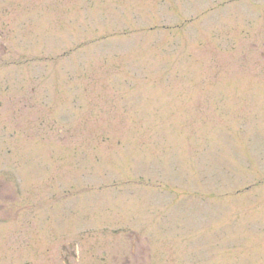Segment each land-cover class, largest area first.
Instances as JSON below:
<instances>
[{
	"label": "rangeland",
	"instance_id": "1",
	"mask_svg": "<svg viewBox=\"0 0 264 264\" xmlns=\"http://www.w3.org/2000/svg\"><path fill=\"white\" fill-rule=\"evenodd\" d=\"M0 264H264V0H0Z\"/></svg>",
	"mask_w": 264,
	"mask_h": 264
},
{
	"label": "flooded vegetation",
	"instance_id": "2",
	"mask_svg": "<svg viewBox=\"0 0 264 264\" xmlns=\"http://www.w3.org/2000/svg\"><path fill=\"white\" fill-rule=\"evenodd\" d=\"M6 215H9V214L6 212Z\"/></svg>",
	"mask_w": 264,
	"mask_h": 264
}]
</instances>
